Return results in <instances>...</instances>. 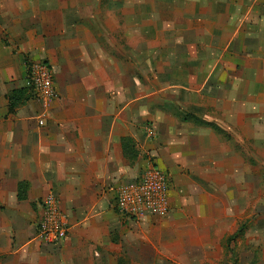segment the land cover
I'll list each match as a JSON object with an SVG mask.
<instances>
[{
	"label": "crops",
	"instance_id": "obj_1",
	"mask_svg": "<svg viewBox=\"0 0 264 264\" xmlns=\"http://www.w3.org/2000/svg\"><path fill=\"white\" fill-rule=\"evenodd\" d=\"M168 1L164 15L183 20L191 40L154 47L190 52L175 64L187 61V74L165 87L166 60L149 58L151 76L137 75L133 44L116 29L97 33L96 1L44 0L39 16L36 0H0V264H222L244 212L226 180L240 195L246 115L264 116V0ZM38 62L56 98L33 96L9 113ZM151 165L168 177V213L121 215L117 190ZM48 194L68 229L57 246L37 239Z\"/></svg>",
	"mask_w": 264,
	"mask_h": 264
},
{
	"label": "rangeland",
	"instance_id": "obj_2",
	"mask_svg": "<svg viewBox=\"0 0 264 264\" xmlns=\"http://www.w3.org/2000/svg\"><path fill=\"white\" fill-rule=\"evenodd\" d=\"M36 1L38 3H33L32 7L34 11L38 12L39 16H42L44 11L38 8L44 7V0ZM91 1L92 6L93 2L96 1L94 6L97 11V33L109 34L111 30L113 32L116 29L118 30L117 41L119 43L125 44L128 42V44H133L134 49L132 52H128L127 58L130 59L131 56L133 59L135 74H146L145 72H148L147 75L151 76V70L147 66L152 69L154 64H145L149 58H153L154 61L166 60L164 62L165 67L159 64L158 68L163 74V76H160L163 78L162 82H164L165 87L173 86L175 82L187 74L189 68L185 64L187 61L181 63V68L175 67V64L182 58L183 60L189 59L190 52L188 49H179L180 47H178L177 50L167 51L166 48H154H159L158 46L163 44L173 46L179 44V42L188 43L191 40L188 29H184L183 20L174 23L172 18H166L167 16L164 15V13L172 11L175 3L168 0H119L118 2H123L120 5L114 3L117 0ZM110 1L113 2L112 5L109 4ZM126 1L128 2L126 3ZM131 2L133 3L131 4ZM63 5L64 3H61V6ZM99 11H102V14ZM129 11H131L133 17L129 14L130 16L126 18L125 13ZM44 19L45 17H39L38 22L42 24ZM127 21H131V23L129 24ZM37 26L41 29L40 25ZM30 28L33 29L31 31H36L33 26ZM3 37L5 41L9 40V35H3ZM145 43L148 45L142 46ZM117 54L119 59H123L127 55L126 51L120 50L117 51ZM1 77L0 74V80ZM150 80L153 79L150 78ZM145 85L147 90L150 91L158 87L156 84H154L155 87H153V84L146 83ZM161 85L159 84V87ZM175 101L170 96L165 98L167 106H174ZM188 104L189 100L187 99L186 105ZM246 123L248 125L245 131L246 142L244 147L239 148L245 159L243 164L240 163L239 168L246 175L243 180H240V189L238 188L240 195H237V184L234 183L236 180H226L233 190V202L234 200L237 202L238 198L240 206H244V212H241L238 217L235 232L229 235L228 242L222 245L224 250L222 264H264V116L258 117V115L247 114ZM259 126L261 129L257 128ZM243 190L245 191L244 197L241 196ZM233 202H230V205H233Z\"/></svg>",
	"mask_w": 264,
	"mask_h": 264
},
{
	"label": "built area",
	"instance_id": "obj_3",
	"mask_svg": "<svg viewBox=\"0 0 264 264\" xmlns=\"http://www.w3.org/2000/svg\"><path fill=\"white\" fill-rule=\"evenodd\" d=\"M27 86L45 105L56 98L53 74L44 62L32 64L27 70ZM42 125V122H39ZM169 180L156 166H149L135 181L122 185L116 192L115 207L126 217L141 218L146 214L164 217L169 207ZM42 213L37 223V239L51 246L61 244L68 229L57 198L48 194L40 203Z\"/></svg>",
	"mask_w": 264,
	"mask_h": 264
},
{
	"label": "trees",
	"instance_id": "obj_4",
	"mask_svg": "<svg viewBox=\"0 0 264 264\" xmlns=\"http://www.w3.org/2000/svg\"><path fill=\"white\" fill-rule=\"evenodd\" d=\"M33 91L30 87H25L24 89H21L19 91H13L12 92V97L9 98V101L11 102V107H9V113H13L14 107L20 103L21 101H26L30 98H32Z\"/></svg>",
	"mask_w": 264,
	"mask_h": 264
}]
</instances>
